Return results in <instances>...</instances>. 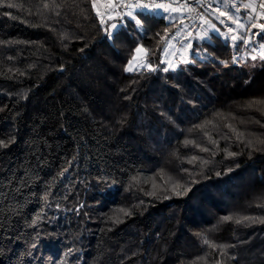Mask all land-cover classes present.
Here are the masks:
<instances>
[{"label": "trees", "instance_id": "trees-1", "mask_svg": "<svg viewBox=\"0 0 264 264\" xmlns=\"http://www.w3.org/2000/svg\"><path fill=\"white\" fill-rule=\"evenodd\" d=\"M43 2L0 0V139L14 141L0 147V264H264V224L235 223L264 217V105L247 107L264 101V63L210 33L175 70L126 72L138 46L166 67L180 24L117 17L109 39L91 0Z\"/></svg>", "mask_w": 264, "mask_h": 264}, {"label": "snow or ice", "instance_id": "snow-or-ice-1", "mask_svg": "<svg viewBox=\"0 0 264 264\" xmlns=\"http://www.w3.org/2000/svg\"><path fill=\"white\" fill-rule=\"evenodd\" d=\"M194 2L199 3V4H201V6H203V0H194ZM91 3H92V8L96 9V0H91ZM174 3H175V0H172L171 3L157 2V0H147V2H146V0H119V3H117V4L109 3L107 5V7L110 9H119V11H117V17L119 19L123 20L124 17H128L129 18L128 22L129 23L134 22L137 30L146 31V29H144V24L147 20L155 19L157 17H159L161 19L169 18V17L162 15L161 13L169 14V16H170L171 13L180 12L182 14L183 11H188V12H195L196 11L195 8L189 7L187 2L184 4H180L178 6H173ZM66 6H67V0H65L64 4H56L55 0H44V2L42 4V8L44 10H50V9H54V8H58V7H66ZM6 7L13 8V7H16V5H14L12 3H8L6 5ZM208 7H210V8L212 7V4L210 2L208 4ZM228 7L231 8L233 6L229 5ZM235 7H236V11L238 12L239 6H235ZM245 7H249V6L246 5ZM261 7H264V4H262ZM213 11H215V9H213ZM83 12H84V10L81 9V14H83ZM31 14H35V13H31ZM6 15H11V14L6 13ZM56 15H59V12H56ZM96 15L101 16V13L99 11H96ZM219 17H226L227 19L232 20V23L236 25L235 29L231 26H227V32L228 33H233V32L236 33V34L231 35V37H230L231 41L233 42V47H238V45L236 44L237 41H241L245 47H248V46L253 44V37L254 36L264 35V23L252 24V26H251L252 28H258L261 30L260 32L253 33V32H251L250 28H248L246 25H244L239 19L233 17L229 12L220 11L217 19H219ZM12 18L16 19L15 16H13ZM198 18L204 24H207L208 27L213 32H215L217 34L218 37L223 38L225 40V42H227V40L229 38L227 36V34L225 32H223L221 29L217 28L216 25L213 24L209 19H207V17H205L203 13H199ZM109 19H113V17L109 16ZM221 23H224V21L221 20ZM100 24L102 26L105 24V20L103 18L100 19ZM117 27H118V25L116 23H113L110 25V28L112 29V31H109L107 28L105 29L106 34H107L109 39L115 38V30L117 29ZM181 31H182V29L180 31H177L175 33V36L172 37V39L179 37L181 35ZM241 32H248L249 35L248 36L241 35L240 34ZM167 33H168V29L166 28L165 29V36L161 37L162 40L166 39ZM191 36H192V33L189 32V33H187V36H185L184 38L188 39V37H191ZM197 37L201 40H206V39L210 38L208 32H204L202 34L197 33ZM62 38H65V37H62ZM172 39H167L166 43L168 45H171ZM260 48L264 49V44H261ZM185 50H187L189 52V55H191L192 52L195 51V49L193 48V45L190 41L185 45ZM167 52H168V49L165 48L164 52L162 53V56L167 54ZM135 53L137 55H133L132 59L128 61V66L125 67L126 72L134 71L133 61H138V60L142 61L141 70L146 69L148 72H156L157 70H160V71L167 73L170 70H175V68H176V65L173 64L170 60L166 61L163 58L159 60V64L167 63V65H168L167 67L160 69L158 65L154 66L153 63L148 61V56L150 55V50L144 48L143 46L136 47ZM173 55H175V53H173ZM259 58L264 60V54H262ZM9 59H11V57H9ZM252 59L255 60V59H257V57L253 56ZM233 62H235V57L233 58ZM181 63H189V58L187 56L182 57ZM246 83H247V81H246ZM174 87H178V85H174ZM257 105H264V101H250L248 103L247 107L251 108V107H255ZM217 115H219V114H217ZM211 123H212L211 121H205L204 123L196 125L195 127L197 129L203 130L207 127V125H209ZM225 127H228L230 129V131H232L236 135L237 139H240V137L243 135V133L238 132L231 125H225ZM204 136L208 139V142L210 144L216 146L217 148L219 147L217 141L215 139H213V137L207 131H204ZM12 142H14V141L9 140L8 142H5L3 139H0V147L6 148ZM183 143L186 147L187 146L197 147L202 152L210 151L209 148L201 147L199 144H196L194 141L189 140V139H185ZM251 143L252 142L249 141V144H251ZM227 154L229 156L235 155V153H232V152H228ZM197 161H199L201 163H207L206 161H203L199 156H196V155H193L187 159V163L193 164V165H195V163ZM185 171H187V169H185ZM229 171H231V169ZM217 174L219 175V173H217ZM132 179L136 180V177H133ZM258 206L264 207V205H258ZM125 215H128V213H125ZM38 219H39V217H37V219L33 220V222H32L33 225L36 224ZM233 219H234V217L231 215L222 217V221H224V222L233 221ZM244 222H248V223L259 222V223L264 224V217L242 216V217L235 219V223L238 225L242 224ZM202 245L207 246L208 248L212 249L213 252L218 251L221 256H227L228 252L226 250L230 247H234V245L216 244L215 242L210 241L207 238V236H204L202 238ZM32 247H35V245H32ZM69 252H71V249H69ZM208 255H210V253H205L203 256H198L196 258V260L197 261L206 260ZM230 259L236 260V257L231 256ZM193 264H196V261H193ZM216 264H224V262L221 260H217Z\"/></svg>", "mask_w": 264, "mask_h": 264}, {"label": "rangeland", "instance_id": "rangeland-1", "mask_svg": "<svg viewBox=\"0 0 264 264\" xmlns=\"http://www.w3.org/2000/svg\"><path fill=\"white\" fill-rule=\"evenodd\" d=\"M117 0H96V11H99L101 13L100 19L103 18L105 20V24H108V29L112 31L110 28V25L113 23H116L117 18V11H114V9H110L107 7L109 3L116 4ZM209 2L212 4V7H208ZM264 4V0H245V1H238V0H210L207 3L203 4L204 9V16L207 17L213 24L216 25L217 28L221 29L223 32L227 34L229 37L227 41L233 46V42L231 41L230 37L233 33L227 32V26H231L234 29L236 28V25L232 23V20L227 19L226 17H217L219 16L220 11L229 12L233 17L239 19L244 25H246L248 28L251 29V32L256 33L260 32L261 30L258 28H252V24L256 23H264V7H261V5ZM232 5L233 7L229 8L228 6ZM248 5L249 7H245ZM239 6V11H236V7ZM215 9V11H213ZM116 10V9H115ZM179 13V12H177ZM177 13H171L169 14L161 13L162 15L169 17L168 19L170 21H175L176 23H179L180 26H178L177 31H181V35L179 37H176L175 39H172L173 36L170 38L172 39L171 45H168L167 43L164 46V49L167 48L168 52L167 54L163 55L162 58L166 61H171L176 66L181 63V59L184 56H187L189 58V52L185 50V45L190 41L191 43L193 40L199 41L197 37V33H204L213 32L207 24H204L198 16L196 18L191 19L188 22H183L179 19L178 16H172ZM109 16L113 17V19H109ZM262 18V19H261ZM221 20L224 21V23H221ZM176 31V32H177ZM191 32L192 36L188 37V39H185L184 37L187 36V33ZM216 34V33H215ZM241 35L248 36V32H241ZM236 44L240 45L241 55L237 57L238 62H262L264 63V60L260 59L259 57L264 54V49L260 48L261 44H264V35L261 36H254L253 37V44L245 47L241 41H237ZM164 52V50H163ZM175 53V55H173ZM137 55V54H135ZM142 55V54H141ZM255 56L257 59L253 60L252 57ZM134 68H141L142 67V61H133ZM165 66L167 67V63H165Z\"/></svg>", "mask_w": 264, "mask_h": 264}, {"label": "built area", "instance_id": "built-area-1", "mask_svg": "<svg viewBox=\"0 0 264 264\" xmlns=\"http://www.w3.org/2000/svg\"><path fill=\"white\" fill-rule=\"evenodd\" d=\"M208 1H210V0H203V3H207ZM146 2H147V0H146ZM157 2L171 3L172 1L171 0H157ZM186 2L188 4V6L191 8H193L195 5L199 4V3H195L194 0H187L184 3H186ZM184 3H182V4H184ZM189 14H190V12L183 11L182 16H181L182 20L187 21L190 17Z\"/></svg>", "mask_w": 264, "mask_h": 264}, {"label": "crops", "instance_id": "crops-1", "mask_svg": "<svg viewBox=\"0 0 264 264\" xmlns=\"http://www.w3.org/2000/svg\"><path fill=\"white\" fill-rule=\"evenodd\" d=\"M262 19V18H261Z\"/></svg>", "mask_w": 264, "mask_h": 264}]
</instances>
